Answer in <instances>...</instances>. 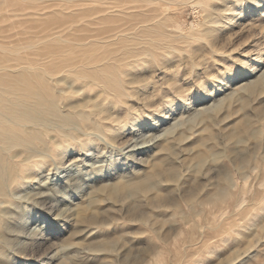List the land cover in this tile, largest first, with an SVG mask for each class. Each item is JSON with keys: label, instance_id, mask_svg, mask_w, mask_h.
<instances>
[{"label": "rangeland", "instance_id": "obj_1", "mask_svg": "<svg viewBox=\"0 0 264 264\" xmlns=\"http://www.w3.org/2000/svg\"><path fill=\"white\" fill-rule=\"evenodd\" d=\"M164 1L170 2L165 10ZM164 1L136 0L140 8L128 11L140 15L128 16V24L137 22L140 30L104 38L90 50L74 36H36L38 46L27 47L34 41L26 24L1 17L0 67L37 75L0 74V87L40 85L52 119L49 128L22 133L23 125L2 117L13 113L11 106L23 108L0 101V218L24 216L31 194L62 182L67 171L144 163L135 164L125 189V179H97L105 189L115 184L116 192L95 193L83 212L93 222L77 235L66 236L46 218L50 242H0V264H264V0ZM43 51L64 62L76 53L95 55L115 87L79 78L77 65L47 77ZM96 103L105 108L100 117ZM107 125L116 129L114 139L93 140ZM18 132L20 138L8 134ZM27 145L44 155L28 174L21 162ZM143 146L149 148L137 151ZM83 191L71 205L83 203Z\"/></svg>", "mask_w": 264, "mask_h": 264}, {"label": "bare ground", "instance_id": "obj_2", "mask_svg": "<svg viewBox=\"0 0 264 264\" xmlns=\"http://www.w3.org/2000/svg\"><path fill=\"white\" fill-rule=\"evenodd\" d=\"M162 1H164V0H162ZM1 2L6 3V6L3 7L2 9L0 8V19H1V17L8 18L14 24L19 23V22L25 23L26 26L24 28H22V27L21 28L24 29L23 31H25L27 38H29V39H32V38L34 39L36 36H39V38H42V39L43 38L49 39L50 37H58L61 40L63 36H74V37H76L75 39L78 38L76 43L79 44V46L88 43V48L90 50L91 48H93V46H95L94 44L102 42V40L104 38L106 39L110 36H115L117 34L119 36L127 37L129 33H133L134 31L136 32V31L140 30L137 27V24H136L137 22L135 23L133 21L134 23L128 24V21L130 20L129 19L130 15H132V14H134V15L139 14L140 15V13H138L137 10L136 11L134 10L135 13H130L128 11L131 9L140 8L141 5L137 4L136 0H0V4H1ZM148 2L151 3L152 1H148ZM169 3L170 2H168V1H164V4H161L162 5L161 7H164V10H165L167 7H170ZM147 5H149V4H147ZM195 8H196V6H195ZM144 9H150V8L148 7V8H144ZM141 13H142V11H141ZM157 13H159V12H157ZM157 13L153 14V15H149V16L153 19L157 16ZM163 16H165V15H163ZM134 19H135V17H134ZM4 20H6V19H4ZM136 20H137V18H136ZM19 24L21 25V23H19ZM101 24H103V25L101 26ZM152 25H151V27H152ZM15 28L17 29V27H15ZM15 28H13V30ZM19 28L20 27L18 26V29ZM21 28H20V30H22ZM18 29H17V31H18ZM13 30H12V32H15ZM143 31H145V30H143ZM147 32H150V31H147ZM4 33H6V32H4ZM21 33H23V32H21ZM164 34H165V32H164ZM17 36H18V34H17ZM114 38H116V37H114ZM118 38H122V37H118ZM127 38H129V37H127ZM25 39H26V37H25ZM87 39H89V40L87 41ZM110 39H113V38H110ZM51 40H52V38H51ZM120 40L122 41V39H120ZM35 41L37 42L36 39H35ZM35 41L27 43V47H35L40 42L39 41L37 44H35ZM133 41H134V38H133ZM141 41H144V40H141ZM125 42L126 43L128 42L127 39ZM135 43H137V42H135ZM138 43H140V42H138ZM148 43H150V42H148ZM141 44H144V42ZM19 49H21V48H19ZM48 49H46V50H48ZM19 51L20 50H18V53H19ZM92 51H94V50H92ZM95 52H96V50H95ZM14 53H17V52H14ZM40 54H41L40 52L37 53V55H40ZM42 54H43L42 56L47 57L45 63L43 65L41 63V68L42 67L44 68V73L48 74L47 77H51V74L56 75L59 72L65 71L66 69L71 70L73 66L75 67L77 65L76 67H82V69L79 70V72H80L79 78H81V79L84 78L88 82H92L93 84H97V86H98V84L103 85V86H107V84H109V85L115 87V82L111 81L113 76L111 77L110 74L109 75L105 74V72L107 71V69H109V67L105 66V67H108L106 69L104 67V64L100 63L99 60L96 59L97 57H95V55L94 56H90V55L87 56V55L83 54L84 55L83 56L82 54L76 53V54H73L74 59L70 60L68 58L70 61L65 60L66 62H64V61H61L62 57L60 54L53 53V52H47V51H45ZM131 54H132V52H131ZM134 54H136V53H134ZM25 55H26V53H25ZM25 55H24V57H25ZM96 55L98 56V54H96ZM34 57L36 58V56H33V58ZM118 57L120 58V56H118ZM37 58H40V57H37ZM103 58H105V56H103ZM114 61H116V59H114ZM23 63H25V62H23ZM21 65H23V64H21ZM18 66H20V64ZM24 66H26V65H24ZM32 67H34V65ZM0 69H1L0 74L2 76L12 77V78L16 75H20L23 77L32 78V80H34L33 79L34 75L35 76L37 75L35 72H31V71H27V70H23V69H22V71H20V70L16 69V67L6 68L5 66L4 67L2 66V67H0ZM42 72H43V70H42ZM76 73H78V72H76ZM20 76H19V78H20ZM23 77H21V78H23ZM14 78H16V77H14ZM24 79H26V78H24ZM60 79H61V77H60ZM58 80H59L58 77L54 78L55 82H58ZM0 82H1V80H0ZM36 82H38V81H36ZM31 83H28L24 87H20V88H15L16 86L12 87V86H8V85L5 86V88L0 87L1 91L3 90L0 93V101L3 100L2 106L16 105V106L23 108V110H20L18 112L17 108L13 109L11 106V110L13 111V113H10L8 115L6 114L2 117L4 119H6L7 121L12 122V125H17V124L23 125L25 131L22 133L34 132L37 129H40L39 127L49 128L48 126H50V125L48 122L52 119L50 117L47 118L48 117L47 115H49V114L45 110L44 103L46 104V102H45L46 100L44 97H47L46 93L42 92L43 94L41 95V93H40L41 89L39 90L40 85H38L39 86V88H38V86L36 84H34V83L31 84ZM41 85H43V83ZM110 89H115V88H110ZM41 91H44V90H41ZM64 91L65 90H63V92ZM44 94H45V96H44ZM13 95L16 96L15 99H11L12 97H14ZM104 110H105V108L103 107V105H101V103L94 104L93 112H94V114H96L97 117H100ZM19 119H27V120H29V122L28 123L27 122L26 123H20ZM119 126H121V125H119ZM1 128L2 127H0V129ZM105 129L106 130L102 129L100 132L98 131L99 133H96V135H92L91 136L92 139L93 140L94 139H104V140L108 139L110 141L113 140L114 136H115V130L116 129L112 128L110 125L105 126ZM19 133L20 132L8 133V134H13V137L16 136L17 138H20L21 135ZM4 137L5 136H3L2 138H4ZM2 138H0V139L2 140ZM60 143H61V141H57L56 145H60ZM67 146H69V147H66L65 150L69 149L71 145H67ZM146 147L147 146H143V147L139 148L137 151H139V152L145 151ZM147 148H149V147H147ZM23 151L25 153L21 158V162L23 164H25V167L23 168L22 171L28 174L31 172V170L34 168V166H36L38 164V162H40V160L44 157L43 150L41 148L38 149V148L33 147L31 145H27V148H24ZM61 151L62 150H58V149L54 150V152L57 154L61 153ZM143 161L144 160H141V159L140 160L139 159H137V160L131 159L128 163V161L125 160L124 166H122V167L119 166L120 168H116L115 166L110 164L109 166L107 165L108 168L106 171L101 170L100 172H94V171H90V170L88 172H82V171H80L81 169L78 170L79 168L73 169L74 170V171H72L73 174L71 173V171H67V173H65L64 176L62 177V178H64L62 182H60L59 180L56 179L60 183L55 182L56 183L55 185L51 184V185L47 186L45 189L36 190L34 193L31 194L30 200L27 202L30 203V205L32 204V207L31 206L29 207L28 211L25 212L24 216L21 213L22 211L19 210L20 211L19 213H21L22 216L21 215L18 216L16 214H14L15 215L14 216L13 214H11L9 212V214H7V218H5V219L0 218V229H1V231H0V242H2V244H6V245L13 244V242H14V244L23 243V240H27V243L29 245L31 242L32 243L33 242H35V243L39 242L40 243V241H49L50 242V239H52V237H51V235L48 234V231L51 228L49 227L47 219L48 220L50 219L49 223L51 222V224H55V223L58 224V227L60 226L62 228L61 231L64 232L65 234H67L66 236H68V235L69 236H71V235L75 236V234L77 235V233L82 231L81 229L83 228V225H86L88 223L93 222L92 221L93 218L90 217L92 215H90L89 217L84 216L83 212L86 213L87 208L89 206H91L90 205V199L95 195V193H99V194L107 193V194L111 195L112 193L114 194L116 192L117 187L115 184L110 186V188L105 189L104 186L103 187L101 186V182L97 184V179L101 180V181L106 180V179H122V180L125 179L122 183V186H121V188L125 189V188H127L126 185L132 183L129 179H131L130 176L133 174V171H134L133 168L135 167V164L137 166L138 165L142 166L144 163ZM107 166H105V167H107ZM141 176L142 175L135 176L134 179H140ZM134 184H133V186H134ZM81 190H84L83 191L84 200L82 201L83 203L78 204L79 205L78 207H74V205H71V202H69V201L77 198V195L80 193ZM2 194L4 195V193L2 192L1 187H0V196H3ZM92 202H94V201H92ZM100 212H101V210H100ZM0 215H2V213H0ZM99 216L101 217L100 214H99ZM29 219H31V221H32V219H35L36 221L31 223L30 225H28L25 229H22L24 226V223H29ZM96 220H98V219H96ZM66 239H70V238L67 237ZM35 243H33V244H35ZM48 244H50V243H48ZM65 247H67V246H65ZM69 247L71 248V246H69ZM92 256H91V259H92ZM51 257H53V255ZM82 259H83V257H82ZM94 259H95V257H94ZM94 259H92V260H94Z\"/></svg>", "mask_w": 264, "mask_h": 264}]
</instances>
